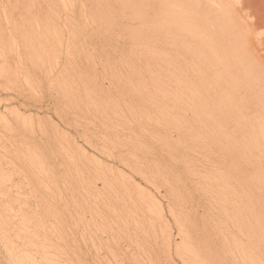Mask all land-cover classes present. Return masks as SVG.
Segmentation results:
<instances>
[{"label": "rangeland", "instance_id": "rangeland-1", "mask_svg": "<svg viewBox=\"0 0 264 264\" xmlns=\"http://www.w3.org/2000/svg\"><path fill=\"white\" fill-rule=\"evenodd\" d=\"M208 47H223V98L203 99L201 115L179 114L175 66L190 63L183 57L193 51L192 63L212 77ZM263 97L264 0H0V121L10 122H0V178L8 185L4 192L0 180V232L7 237L0 233V264L22 257L19 264H29L33 251L37 264H264V225L244 207L248 195L254 208L264 196ZM199 126L221 129L224 147H201ZM68 144L86 150L84 159ZM147 196L160 201L165 221L146 207ZM22 215L49 238L17 239Z\"/></svg>", "mask_w": 264, "mask_h": 264}, {"label": "bare ground", "instance_id": "bare-ground-1", "mask_svg": "<svg viewBox=\"0 0 264 264\" xmlns=\"http://www.w3.org/2000/svg\"><path fill=\"white\" fill-rule=\"evenodd\" d=\"M19 1H20V0H19ZM30 1H31V0H30ZM33 1H34V0H33ZM47 1H48V0H47ZM68 1L70 2V0H68ZM224 1H225V0H224ZM227 1H228V0H227ZM229 1H230V0H229ZM135 3H136V2H135ZM135 3H134V4H135ZM140 4H141V2H140ZM135 7H136V8H135ZM135 7H134V8H135V10H136V9H137V6H135ZM40 8H41V7H40ZM40 8H39V9H40ZM142 8H143V7H142ZM131 9H133V8H131ZM135 13H136V12H135ZM138 13H139V12H138ZM138 13H137V14H138ZM135 16H136V15H135ZM138 16L141 17L142 14H141V16H140V15H138ZM138 16H137V17H138ZM144 16H145V15L143 14V17H142L143 19H144ZM139 17H138V18H139ZM229 27H230V26H229ZM229 40H230V39H229ZM217 42H218V41H217ZM227 42H228V40H227ZM210 43H212V42H210ZM214 43H216V42H214ZM219 43H221V42H218L217 44H219ZM230 43H231V42H230ZM217 44H215V45H217ZM56 45H57V43H56ZM212 45H214V44H212ZM55 47H57V46H55ZM208 48H209V47H208ZM211 48H212V47H211ZM211 48H209V52H210V50H211V52H212V53H210L211 55L207 56V54H208V52H207L205 56L212 58V60H211L212 63H213V60H214V64H213V65L210 64V65L213 66V69L210 68V69H211V72H212V77L208 74L207 70H206L205 73H204V69H203L202 67H200V66L198 67L197 65H195V63H192V62L194 61V58H195L194 55H193V53H192L193 51H190V53H189V54H190V58H187V57H186V54H184L185 56L183 57V60H187V59H189V60H190V63H188V62H187L186 64H185V62H184V63H181V64L178 63V65L175 66L176 69H177V71H176V72H177V73H176V75H177V84L179 85V86L177 87V84L175 83V84H176L175 89L177 88V90H176L177 92H176L175 95H176V97H177V101H178L179 104H180V107L177 106V107L179 108V109H178L179 114L185 115V114L191 112V114H193V115L195 116L196 114H200V113H202V109H204V106H203L204 104H203V102H205V101H203V99H204V100H205V99H213V98H212V97H213V94H214V97L217 96V99H218V97H220L218 93H221V94H222V98H223V88H222V86H223V82H224V74H223L222 70H220V68H224V66H225V65L223 66V62H222L225 56H224V54H223V52H222L221 50H218L220 47H219V48L217 47L218 49H216V47H213L212 49H211ZM221 48H223V47H221ZM221 48H220V49H221ZM54 49H55V48L53 47V50H54ZM187 49H188V48H187ZM55 50H56V49H55ZM185 50H186V49H185ZM188 50H189V49H188ZM192 50H194V52H195V49H192ZM199 50H201V49H198L197 51H199ZM202 50H204V49H202ZM207 50H208V49H207ZM243 51H244V50H243ZM159 52H160V51H159ZM161 52H163V51H161ZM184 52H185V51H184ZM203 52H204V51H203ZM244 52H245V51H244ZM201 53H202V51H201ZM177 54H178V53H177ZM196 54H200V53H196ZM228 54H229V52H228ZM237 54H238V53H237ZM242 54H243V53H242ZM178 55L181 56V54H178ZM178 55H177V56H178ZM202 55H203V53H202ZM243 55H244V54H243ZM165 56H166V55H165ZM165 56H164L163 58H165V60H166L167 58H166ZM205 56H204V58H206ZM211 56H212V57H211ZM227 57H228V56H227ZM232 57H233V56H232ZM171 58H172V60H173V57H171ZM171 58H170V60H171ZM201 58H203V57H201ZM201 58H200V59H201ZM210 58H209V59L207 58L208 61L210 60ZM181 59H182V58H181ZM167 60L170 61L169 58H168ZM175 60H176V59H175ZM243 60H244V59H243ZM208 61H207V62H208ZM211 61H209V63H210ZM244 63H245V62H244ZM232 64H233V63H232ZM234 64H235V63H234ZM245 64H246V63H245ZM230 65H231V62H230ZM236 65H237V64H236ZM243 65H244V64H243ZM212 66H211V67H212ZM232 66H233V65H232ZM244 66H245V65H244ZM250 66H251V64H250ZM205 67H206V66H205ZM226 67H227V66H226ZM226 67H225V68H226ZM234 67H235V66H234ZM234 67H233V68H234ZM245 68H246V67H245ZM2 71H3V70H2ZM224 71H225V70H224ZM254 72H255V71H254ZM6 73H7V72H6ZM232 73H233V71H232ZM205 74H207V75H205ZM244 74H245V73H244ZM248 75H249V74H248ZM225 76H226V75H225ZM227 76H228V75H227ZM196 77H197L198 80H199V84L197 83L198 80L195 79ZM243 77H244V76H243ZM7 78H8V77H7ZM174 78H176L175 75H174ZM231 78H232V77H231ZM249 78H250V77H249ZM240 79H242V77H241ZM255 79H256V77H255ZM260 79H261V81H262V78H260ZM260 79H259V80H260ZM174 80H176V79H174ZM196 80H197V81H196ZM225 80H226V78H225ZM231 80H232V79H231ZM233 80H236V79H233ZM242 80H243V79H242ZM246 80H247V78H246ZM249 80H250V79H249ZM226 81H227V80H226ZM226 81H225V82H226ZM228 81H229V80H228ZM252 81H253V80H252ZM256 81H258V80H256ZM261 81H260V83H261ZM232 82H233V81H232ZM234 82H235V81H234ZM234 82H233V83H234ZM254 82H255V80H254ZM159 83H160V82H159ZM228 83H229V82H228ZM237 83H238V82H237ZM240 83H241V82H240ZM258 83H259V82H257V84L255 83V87H258L259 85H262V87H261V86H260V87L263 88V84H262V83H261V84H258ZM235 84H236V83H235ZM237 85H238V84H237ZM256 85H258V86H256ZM225 87H226V86H225ZM153 88H154V87H153ZM258 88H259V87H258ZM225 89H226V88H225ZM256 89H257V88H256ZM259 89H260V88H259ZM226 91H227V90H226ZM164 93H165V92H164ZM221 94H220V95H221ZM260 94H261V93H260ZM258 95H259V93H258ZM261 96H263V94H261ZM152 98H153V97H152ZM197 98H198V102H197ZM225 98H226V97H225ZM263 98H264V97H263ZM217 99L215 98L216 101H218ZM220 99H221V98H220ZM260 99H261V98H260ZM213 101H214V100H213ZM216 101H215V102H216ZM230 101H231V100H230ZM178 102H177V103H178ZM211 102H212V101H211ZM218 102H220V101H218ZM218 102H217V103H218ZM227 102H228V101H227ZM217 103H216V105H217ZM158 104H159V103H158ZM214 104H215V103H214ZM218 104H219V103H218ZM220 104H221V102H220ZM177 105H178V104H177ZM216 105H215V106H216ZM205 106H206V107L211 106L210 101H207V103H206ZM221 107H223V103H222ZM221 107H220V108H221ZM251 107H253V106L251 105L249 108H251ZM208 108H209V107H208ZM220 108H219V109H220ZM5 109H6V108H5ZM5 109H4V110H5ZM219 109L217 108V110H219ZM242 109H243V106H242ZM174 110H175V109H174ZM198 110L200 111L199 113H197ZM204 111H205V110H203V112H204ZM4 112H5V111H4ZM4 112H3V114H4ZM207 112H208V110H207ZM207 112H206V114H205V113H203V114L207 115ZM6 113H7V112H6ZM14 113H15V112H14ZM209 113H210V112H209ZM221 113H222V112H221ZM226 113H227V112H226ZM200 115H201V114H200ZM200 115H199V118H200ZM205 115H204V116H205ZM27 116H28V115H27ZM30 116H31V115H30ZM30 116H29V118H30ZM196 116H198V115H196ZM10 117H11V116H10ZM25 117H26V115H25ZM209 117L211 118L210 115H209ZM22 118H24V113H23V117H22ZM29 118H28V120H29ZM2 119H3V118H1L0 120H2ZM4 119H5V118H4ZM13 119H14V118H13ZM202 119H203V118H202ZM202 119H201V120H202ZM22 120H23V119H22ZM22 120H21V122H22ZM223 120H224V119H223ZM8 121H9V120H8ZM8 121H7V119H6V121L4 120V123L1 122V121H0V122L3 123V125H4L5 122H6L5 125H7V124L10 123V122H8ZM14 121H15V120H14ZM24 121H25V120H24ZM24 121L22 122V124H24ZM31 121H33V120L31 119ZM38 121H39V120H38ZM7 122H8V123H7ZM21 122H20V123H21ZM40 122H41V121H40ZM196 122H197V121H196ZM204 122H206V119L204 120ZM204 122L202 121V123H204ZM212 122H214V121H212ZM28 123H29V122H28ZM32 124H33V123H32ZM42 124H43V123H42ZM206 124H207V123H206ZM213 124H214V123H213ZM54 125H55V124H54ZM195 125H196V124H195ZM197 125H201V121H200V120L197 122ZM197 125L194 127L195 129L198 127ZM202 125H203V124H202ZM208 125H209V124H208ZM10 126H11V124H10ZM10 126H9V127H10ZM22 126H23V125H22ZM27 126H28V125H27ZM190 126H191V125H190ZM214 126H216V125H214ZM220 126H222V125H220ZM220 126H218V127H220ZM7 127H8V126H7ZM29 127L31 128V126H29ZM52 127H53V126H52ZM55 127H56V125H55ZM200 127H201V128H200ZM204 127H205V126H204ZM204 127H203V128H204ZM238 127H239V126H238ZM10 128H11V127H10ZM24 128H26V127H24ZM56 128H57V127H56ZM192 128H193V125H192ZM194 128H193V130L196 132V130H195ZM203 128H202V126H199V129L197 130V131H198V133H197V137H198L197 142H198L199 144L201 143V147L204 146L205 148H208V149H209V148H213V147L215 148V146L223 145V144H222V143H223V139H222V136H223L222 133H223V132H221V129L218 130V132H217V131L214 130L215 128L212 129V130H210L209 128H205V129H203ZM212 128H213V127H212ZM58 129H59V127H58ZM58 129H57V130H58ZM206 129H209L210 131H209V130H206ZM216 129H217V128H216ZM223 129H224V128H223ZM237 129H238V128H237ZM53 130H54V129H53ZM193 130L190 129V131H193ZM239 130H240V128H239ZM56 132H57V131H56ZM59 132H60V131H59ZM216 132H217V133H216ZM224 132H225V131H224ZM239 132H240V131H238V133H239ZM191 133H192V132H191ZM240 133H242V132H240ZM56 134H58V132H57ZM66 134H67V133H66ZM221 134H222V136H221ZM233 134H234V132H233ZM235 134H236V133H235ZM61 135H62V134H61ZM192 135H194V134H192ZM192 135H191V137H192ZM227 135L229 136V134H227ZM227 135H226V136H227ZM238 135L241 136L242 134H238ZM62 136H63V135H62ZM226 136H225V137H226ZM63 137H64V136H63ZM65 137H66V136H65ZM65 137H64V138H65ZM67 137H68V136H67ZM67 137L65 138L64 141H66ZM194 137H196V135H194ZM194 137H193V138H194ZM252 137H253V136H252ZM193 138H192V140H193ZM227 138H228V137H227ZM231 138H232V136H231ZM237 138H238V137H237ZM250 138H251V137H250ZM250 138H249V139H250ZM61 139H62V138H61ZM70 139H71V138H70ZM73 139H74V138H73ZM232 139H233V138H232ZM232 139H231V140H232ZM235 139H236V138H235ZM247 139H248V136H247ZM247 139H245V140H247ZM256 139H257V138H256ZM62 140H63V139H62ZM68 140H69V139H67V142H68ZM192 140H191V142H192ZM237 140H238V139H237ZM242 140H243V139H242ZM64 141H62V142H64ZM71 141H72V139H71ZM73 141H74V140H73ZM75 141H76V140H75ZM226 141H227V140L225 139V142H226ZM233 141H234V140H233ZM233 141H232V142H233ZM228 142H229V141H228ZM230 142H231V141H230ZM238 142H239V141H238ZM68 143H71V142H68ZM73 143H74V142H73ZM194 143H195V141H194ZM62 144H63V143H62ZM225 144H226V143H225ZM228 144H229V143H228ZM253 144H254V143H253ZM256 144H257V143H256ZM64 145H65V144H64ZM64 145H63V148H64ZM190 145H192V144H190ZM229 145H230V144H229ZM232 145H233V144H232ZM235 145H236V144H235ZM249 145H251V144H249ZM68 146H69V149H70V146H71V147H72V146H73V147L76 146L75 148H76V149L78 148L77 150H79V152H81L80 154H82L83 152L85 153V151H86V150L83 151V148L81 149L79 145H78L79 147H77V144H76L75 146H74V145H69V144H68ZM225 146H226V145H225ZM245 146H246V145H245ZM255 146H256V145H255ZM73 147H72V149H73ZM190 147H191V146H190ZM197 147H198V145H197ZM201 147H200V148H201ZM221 147H222V146H220V149H221ZM223 147H224V145H223ZM232 147H233V146H232ZM235 147H236V146H235ZM241 147H242V146H241ZM241 147H240V148H241ZM257 147H258V145H257ZM27 148H28V147H27ZM205 148H203L204 150H202V151H207V150H208V149L206 150ZM218 148H219V147H218ZM230 148H231V147H230ZM230 148H229V149H230ZM243 148L246 149V147H243ZM252 148H253V147H251V149H252ZM255 148H256V147H255ZM65 149H67V148L65 147ZM72 149H70V150H72ZM225 149H226V147H225L223 150H225ZM227 149H228V148H227ZM231 149H232V148H231ZM231 149H230V150H231ZM235 149H236V148H235ZM238 149H239V148H238ZM259 149L261 150V147H259L258 150H259ZM74 150H75V149H73L72 151L75 152L76 150H75V151H74ZM190 150H191V149H190ZM197 150H199V148H198ZM232 150L234 151V149H232ZM28 151H29V149H28ZM37 151H38V150H37ZM65 151H67V150H65ZM72 151H70V152L72 153ZM191 151H193V149H192ZM194 151H195V150H194ZM200 151H201V149H200ZM220 151H221V150H220ZM240 151H241V150H240ZM240 151H239V152H240ZM253 151H254V149H253ZM38 152H39V151H38ZM38 152H35V153H38ZM68 152H69V151H68ZM77 152H78V151H76V153H77ZM79 152H78V153H79ZM209 152H210V151H209ZM209 152H207V154H208ZM213 152H216V150H215V151L213 150ZM217 152H218V155H219V151H217ZM221 152H222V151H221ZM245 152H246V151H245ZM247 152H248V151H247ZM250 152H251V151H249V153H250ZM33 153H34V152H33ZM39 153H40V152H39ZM78 153H77V154H78ZM195 153H196V152H195ZM226 153H227V152H226ZM229 153H230V152H229ZM80 154H79V156H80ZM87 154H88V153H87ZM89 154L92 155L91 153H89ZM201 154H202V157H203L204 152L201 153ZM201 154L198 155V156H201ZM210 154H211V153H210ZM210 154H208V155H210ZM216 154H217V153H216ZM220 154H222V153H220ZM239 154H240V153H239ZM245 154H246V153H245ZM257 154H258V152H257ZM263 154H264V153H263ZM29 155H30V154H29ZM38 155H39V154H38ZM74 155H76V154L74 153ZM74 155H73V157H74ZM82 155H83V159H84V154H82ZM192 155H194L193 152H192ZM205 155H206V154H205ZM211 155H212V154H211ZM213 155H214V153H213ZM224 155H225V154H224ZM237 155H238V154H237ZM255 155H256V154H255ZM77 156H78V155H77ZM77 156H76V157H77ZM85 156H86V155H85ZM87 156H88V155H87ZM87 156H86V157H87ZM93 156H94V155H93ZM198 156H197V157L195 156L196 159L198 158ZM219 156H220V155H219ZM241 156H242V155H241ZM37 157L39 158V156H37ZM70 157H71V156H70ZM73 157H72V158H73ZM76 157H75V158H76ZM91 157H92V156H91ZM189 157H190V156H189ZM189 157H188V158H189ZM204 157H205V156H204ZM216 157H217V156H216ZM223 157H224V156H223ZM233 157H234V156H233ZM236 157H237V156H236ZM236 157H235V158H236ZM256 157H257V156H256ZM40 158H41V157H40ZM72 158H71V160H72ZM75 158H74V162H77L76 160H77V159L80 160V159L82 158V156H81V157H77L76 160H75ZM89 158H90L89 156H88V159L85 158V159H87V160H86L87 163H89V162L91 163V162L94 161V159H92L93 161H92V160L89 161ZM191 158H192V157H191ZM206 158H207V157H206ZM221 158H222V157L220 156V159H221ZM237 158H238V157H237ZM237 158H236V160H237ZM83 159H82V160H83ZM201 159H202V158H201ZM227 159H228V157H227ZM233 159H234V158H233ZM240 159H241V161H242V158H241V157H240ZM34 160H36V159H34ZM37 160H38V159H37ZM37 160H36V162H37ZM189 160H190V159H189ZM209 160H210V159H209ZM38 161H39L38 164H40V163H41V162H40L41 160L39 159ZM80 161H81V160H80ZM88 161H89V162H88ZM100 161H101V160H100ZM191 161H192V160H191ZM197 161H198V160H197ZM202 161H203V159H202ZM206 161H207V160H206ZM210 161H211V160H210ZM36 162H34V163H36ZM72 162H73V160H72ZM81 162H83V161H81ZM95 162H96V161H95ZM198 162H199V161H198ZM203 162H204V161H203ZM235 162H236V161H235ZM93 163H94V162H93ZM97 163H100V162L97 161ZM204 163H206V162H204ZM204 163H203V164H204ZM207 163H208V162H207ZM207 163H206V164H207ZM210 163H211V162H210ZM257 163H258V162H256L255 165H256ZM38 164H37V165H38ZM78 164H79V161H78ZM188 164H190V163H188ZM191 164H192V163H191ZM198 164H199V163H198ZM200 164H202V162H201ZM208 164H209V163H208ZM236 164H238V162H237ZM259 164H260V163H259ZM261 164H262V162H261ZM34 165H36V164H34ZM37 165H36V166H37ZM41 165H42V163H41ZM75 165H76V164H75ZM95 165H98V164H95ZM95 165H94L93 168H95V167H99V166H95ZM101 165H103V164H100V168L102 167ZM239 165H240V163H239ZM36 166H35V167H36ZM92 166H93V165H92ZM193 166H194V165H193ZM196 166H198L197 163H196ZM196 166H195V168H196ZM207 166H208V165H207ZM207 166H206V167H207ZM210 166H211V165H210ZM38 167H39L40 169H41V167H43V170H44V166H43V165H42L41 167H40V166H38ZM104 167H105V165H104ZM235 167H236V166H235ZM257 167L259 168V165H258ZM106 168H108V167L106 166ZM191 168H193V167H191ZM195 168L193 169L194 172H193V171H192V172H193L195 175H197L198 172H199V171H198V170H199V167H198V170H196ZM209 168H210V167L208 166L207 169H209ZM97 169H99V168H96L95 171H97ZM101 169H103V168H101ZM205 169H206V168H203V171H205ZM226 169H227V168H226ZM261 169H262V168H261ZM104 170H105V168H104ZM110 170H111V169H110ZM190 170H192V169H190ZM233 170H235V169H233ZM259 170H260V168H259ZM101 171H102V170H101ZM101 171H97L96 173H99V172H101ZM107 171H108V170H107ZM115 171H116V170H115ZM137 171H138V170H137ZM197 171H198V172H197ZM201 171H202V167H201ZM201 171H200V174H201ZM208 171H209V170H208ZM213 171H214V170H212V172H213ZM216 171H217V170H216ZM218 171H219V170H218ZM257 171H258V169H257ZM42 172H43V171H42ZM108 172H109V171H108ZM108 172H106V173H108ZM120 172H121V171H120ZM214 172H215V171H214ZM102 173H104V172L102 171ZM102 173H100V174H102ZM203 173H204V172H203ZM203 173H202V174H203ZM207 173H208V172H207ZM225 173H226V171H225ZM228 173H229V172H228ZM256 173H258V172H256ZM104 174H105V173H104ZM104 174H102V176H103ZM115 174H117V176L119 175V174L116 173V172H115ZM123 174H124V173H123ZM202 174H201V175H202ZM205 174H206V173H204V175H205ZM209 174H210V171H209ZM211 174H212V173H211ZM215 174H216V173H215ZM239 174H240V173H239ZM113 175H114V174H113ZM124 175H125V174H124ZM124 175H123V176H124ZM192 175H193V174H192ZM226 175H227V173H226ZM234 175H235V174H234ZM100 176H101V175H100ZM110 176H111V175H110ZM110 176H109V177H110ZM117 176H115V177H116L115 180H117V185L119 186V182H118V178H117ZM121 176H122V174L120 175V177H121ZM123 176H122V177H123ZM125 176H126V177H125ZM125 176H124V178H126V179H125V180H124L123 178H122V179H123L125 182H128V181H127V180H128V179H127L128 176H127V175H125ZM193 176H194V175H193ZM198 176H199V174H198ZM207 176H208V174H207ZM210 176H212V175H210ZM215 176H216V175H215ZM215 176H214V177H215ZM223 176H224V175H223ZM229 176H230V175H229ZM237 176H238V175H237ZM2 177H3V176H2ZM109 177H108V179H109ZM112 177H113V176H112ZM118 177H119V176H118ZM194 177H195V176H194ZM199 177H201V176H199ZM199 177H196V178H199ZM258 177H259V176H258ZM203 178H204V177H203ZM212 178H213V177H212ZM231 178H232V177H231ZM254 178H255V177H254ZM110 179H111V178H110ZM119 179H121V178H119ZM129 179H130L129 182L131 183V182H132V181H131L132 178H130V176H129ZM201 179H202V178H201ZM218 179L221 181V184H220V185H222V186H227L226 181H225L224 179H222V178H218ZM226 179H227V178H226ZM0 180H2V178H0ZM4 180H7V179H3V180H2L1 183H3V187L7 184V183H6L7 181H4ZM113 180H114V177H113ZM113 180H112V181H113ZM123 180H122V181H123ZM207 180H208V179H207ZM211 180H212V179H211ZM214 180H215V179H214ZM229 180H230V179H229ZM229 180H228V181H229ZM85 181H86V180H85ZM110 181H111V180H110ZM112 181H111V182H112ZM124 181H123V183L125 184ZM133 181H134V180H133ZM203 181H204V180H203ZM209 181H210V179H209ZM212 181H213V180H212ZM217 181H218V180H217ZM223 181H224V182H223ZM260 181H261V180H260ZM113 182H115V181H113ZM120 182H121V180H120ZM214 182H215V181H214ZM218 182H219V181H218ZM4 183H5V184H4ZM92 183H93V182H92ZM115 183H116V182H115ZM137 183H138V182H135V184H137ZM205 183H206V182H205ZM211 183H212V182H211ZM211 183H209V184H211ZM219 183H220V182H219ZM131 184H132V183H131ZM140 184H141V183H140ZM140 184H139V186H138V184H137L138 188H139V187H142V186H140ZM206 184H207V183H206ZM215 184H216V183H215ZM215 184H213V185H215ZM233 184H234V183H233ZM235 184H236V183H235ZM0 185H2V184H0ZM89 185H90V184H89ZM89 185L87 186V188L89 187ZM121 185H122V184H121ZM121 185H120V186H121ZM125 185L127 186V184H125ZM128 185H130V184H128ZM6 186H8V185H6ZM11 186H12V185H11ZM92 186H93V185H92ZM120 186H119V187H120ZM123 186H124V185H123ZM126 186H124V187L126 188ZM132 186L135 187L134 184H133ZM210 186H211V185H210ZM218 186H219V185H218ZM222 186H221V187H222ZM228 186H230V185H228ZM1 187H2V186H1ZM90 187H91V185H90ZM128 187L131 188L130 186H128ZM211 187L213 188V186H211ZM221 187H218V189H221L220 193L222 192V188H221ZM9 188H10V186H9ZM135 188H136V187H135ZM138 188H136V189L138 190ZM148 188H149V187H148ZM4 189H5V187L3 188V191H4ZM131 189H132V188H131ZM131 189H130V191L133 190V189H132V190H131ZM136 189H135V190H136ZM139 189H140V188H139ZM141 189H142V188H141ZM141 189H140V190H141ZM209 189H211V188L209 187ZM215 189H216V191H217V192H216V194H217L219 190H217V187H215ZM215 189H214V190H215ZM223 189H224V188H223ZM229 189H230V187H229ZM10 190H11V189H10ZM137 190H136V191H137ZM230 190H231V189H230ZM7 191H9V189H8ZM126 191H127V190H126ZM126 191H125V192H126ZM136 191H135V192H136ZM142 191L145 192V191H146L145 188H143ZM147 191H148V190H147ZM147 191H146V192H147ZM209 191H210V190H209ZM212 191H213V189H212ZM232 191H233V190H232ZM1 192H2V191H1ZM4 192H5V191H4ZM9 192H10V191H9ZM11 192H12V191H11ZM127 192H128V191H127ZM140 192H141V191H140ZM144 192L141 193L142 196H143ZM224 192H227V190L224 191ZM224 192H223V193H224ZM229 192H230V191H229ZM130 193L132 194V192H130ZM147 193L150 194V191H148ZM220 193H219V195L221 196ZM233 193H234V192H233ZM2 194H4V193L2 192ZM5 194H6L5 196H7L6 198H8V194H7V193H5ZM10 194H11V193H10ZM10 194H9V198L11 199L12 197H10ZM12 194H13V193H12ZM16 194L18 195V193H15L14 195H16ZM136 194H137V193H136ZM139 194H140V193H139ZM139 194H138V196H139ZM145 194H146V193H145ZM145 194H144V195H145ZM210 194H211V191H210ZM213 194H215V192H213ZM225 194H226V193H225ZM234 194H235V193H234ZM234 194H233L232 196H234ZM252 194H253V193H252ZM19 195H20V194H19ZM19 195H18V196H19ZM146 195H148V194H146ZM146 195H145V196H146ZM150 195H151V194H150ZM223 195H224V194H223ZM223 195H222V196H223ZM230 195H231V193H230ZM235 195H236V194H235ZM240 195H241V194H240ZM253 195H254V194H253ZM0 196L4 198V195H1V194H0ZM18 196H17V197H18ZM24 196H25V195H24ZM151 196H152V195H151ZM211 196H212V195H211ZM222 196H221V197H222ZM232 196H230V198H231ZM237 196H238V195H236L235 199L237 198ZM255 196H256V195H255ZM17 197L15 196V198L17 199V202H19ZM20 197H21V198H20ZM20 197H19V198L21 199L20 201H22V197H23V196L20 195ZM214 197H216V196H214ZM218 197H219V196H218ZM225 197H226V196H225ZM227 197H228V196H227ZM239 197H240V196H238V198H239ZM247 197H249V198H248V201H247L248 204H246L244 207H245L246 209H248V210L254 212V215H255V222H257V223H258L259 225H261V226L264 225V196H262V198H261L260 200H257V204H256L255 208H254V203H255L256 201L254 202V201L252 200V198H251L249 195H248ZM260 197H261V196H260ZM3 198H2V201H3ZM6 198H5V199H6ZM9 198H8V199H9ZM140 198H141V197H140ZM148 198H149V199H148ZM158 198H159V197H158ZM223 198H224V196H223ZM230 198H229V199H230ZM5 199H4V200H5ZM141 199H142V198H141ZM147 199H148L149 201L147 202L148 205H147V203H146V207H147L148 209L152 210L151 212L154 211V212L156 213V215H157L159 218H161V220L163 219V220L165 221V218H163V215H164V214H163V208H162V205H161L160 201H159L157 198H155V197H150V196H149V197L147 196ZM159 199H160V198H159ZM232 199H234V198H231L230 201H231ZM239 199H240V198H239ZM241 199H242V200H241V201H242V204H244V202H245V198H241ZM0 200H1V198H0ZM6 200H7V199H6ZM13 200H14V198H13ZM143 200H144V198H143ZM223 200H224V199H223ZM227 200H228V198H227ZM10 201H11V200H10ZM14 201H15V200H14ZM233 201H234V200H233ZM236 201H237V200H236ZM241 201H240L239 203H241ZM15 202H16V201H15ZM22 202H23V201H22ZM22 202H20L19 205H20ZM144 202H146V201H144ZM23 203H25V202H23ZM23 203H22V204H23ZM226 203H227V202H226ZM231 203H232V202H231ZM235 203H236V202H235ZM237 203H238V202H237ZM237 203H236V204H237ZM239 203H238L237 205H239ZM3 204H4V203H3ZM22 204H21V205H22ZM229 204H230V203H229ZM1 205H2V204H1ZM21 205H20V206H21ZM227 205H228V204H227ZM227 205H226V206H227ZM233 205H234V203H233ZM233 205H232V206H233ZM2 206H3V205H2ZM2 206H0V207H1L0 210H2V211H0V212H1V215H2V212L5 213L4 210L2 209ZM15 206H16V205H15ZM234 206H235V205H234ZM241 206H242V205H241ZM4 207H6V206H4ZM4 207H3V208H4ZM22 207H23V206H22ZM22 207H21V208H22ZM238 207H240V206H238ZM7 208H8V209H6V208H5V209H6L7 211L9 210L8 212L10 213V212H11V211H10V210H11V209H10L11 207H10V208L7 207ZM13 208H14V207H13ZM13 208H12V209H13ZM23 208H24V207H23ZM27 208H28V206H27ZM228 208H229V207H228ZM228 208H227V209H228ZM240 208H241V207H240ZM245 208H244V209H245ZM15 209H16V208H15ZM29 209H30V208H29ZM242 209H243V208H242ZM15 211H16V210H15ZM18 211H21V213H22V212L24 213L25 210L22 211V209H20V210H18ZM18 211H17V213H19V215H21L20 212H18ZM29 211H30V210H29ZM31 211H33V209H32ZM37 211H38V210H37ZM227 211H229V209H228ZM8 212H7V213H8ZM169 212H170V210H169ZM7 213H6V214H7ZM9 213H8V216H9ZM12 213H15V212L12 211ZM27 213H29V212H27ZM38 213H39V212H38ZM41 213H42V212H41ZM41 213H40V214H41ZM170 213H172V212H170ZM227 213H228V212H227ZM31 214H32V213H30V216H31ZM35 214H36V213H35ZM35 214L33 213L32 215H35ZM10 215H11V213H10ZM12 215H13V218H14V219L16 218V220H17V217H16V216H17L18 214H17V215L15 214L16 216H15L14 214H12ZM12 215H11V216H12ZM41 215H42V214H41ZM154 215H155V214H154ZM171 215H172V214H171ZM233 215H234V214H233ZM4 216H5V215H3V217H4ZM6 216H7V215H6ZM14 216H15V217H14ZM28 216H29V215H28ZM28 216H26V215H25V216H23V215L21 216V217H22V222H21V221H20V222L22 223V225H19V226H21V227H19L20 229H18L19 231L15 228V229L17 230V231H16V232H17V233H16V235H17V239H18V237H19V238H23V239H22V242H29V241H30V242L32 243V242L35 241V239L39 240V239L42 238V237H43V238H45V237L49 238V236H46V235H44V234L42 233V231H43V229H44L43 226H42V227H43L42 231L40 230L41 232L36 231L37 227H36V229L33 228V225H32V224L35 223V222L31 223L30 221H32V220H30V218H28ZM19 217H20V216H19ZM21 217H20V218H21ZM31 217H34V216H31ZM35 217H36V215H35ZM0 218H1V217H0ZM20 218H19V219H20ZM36 218H37V217H36ZM43 218H44V217H43ZM156 218H157V217H156ZM1 219H2V218H1ZM4 219H5V218H4ZM6 219H8V217H7ZM10 219H11V217L9 218V220H10ZM9 220H7V222H9ZM35 220H36V219H35ZM35 220H34V221H35ZM13 221H14V220H13ZM13 221H12V222H13ZM37 221H38V220H36V222H37ZM157 221H158V220H157ZM164 221H161V223L164 222ZM39 222H40V221H39ZM39 222H38V223H39ZM1 223H2L3 225L5 224L4 222H1ZM15 223H16V222H15ZM41 223H42V222H41ZM6 224L11 226V223H9V224L6 223ZM35 224H36V223H35ZM7 225H6V226H7ZM17 225H18V222H17ZM43 225H44V223H43ZM164 225H165V224H164ZM0 226H1L2 230H4L5 227L3 228L2 225H0ZM10 226H9V227L7 226V227H8V230H10L9 232H12V231L14 232L15 229L12 230L11 228H13V227L10 228ZM13 226H14V225H13ZM37 226H39V225L37 224ZM51 226H52V225H51ZM160 226H161V225H160ZM17 227H18V226H17ZM39 227H41V226H39ZM39 227H38V228H39ZM42 227H41V228H42ZM46 227H47V226H46ZM41 228H40V229H41ZM180 228H181V227H180ZM262 228H263V227H262ZM8 230H6V231H7V234L9 233ZM11 230H12V231H11ZM47 230H49V229H46L45 231L47 232ZM46 232H44V233H46ZM49 232L51 233L52 230H50ZM0 233H1V232H0ZM3 233H4V232H3ZM14 233H15V232H14ZM14 233H13V235H14ZM41 233H42V234H41ZM47 233H48V232H47ZM165 233H166V232H165ZM165 233H164V234H165ZM4 234H5V236H6V233H4ZM11 234H12V233H11ZM51 234H52V233H51ZM51 234H47V235H50V237H51ZM53 234H54V233H53ZM57 234H59V233H57ZM57 234H56V236H57ZM60 234H61V233H60ZM1 235H2V238H3L4 236H3L2 233H1ZM1 235H0V236H1ZM13 235H12V236H13ZM16 235H15V236H16ZM7 236H9L7 241L10 242V241H9V240H10L9 238H11L12 236H11L10 234L7 235ZM10 236H11V237H10ZM58 236H59V235H58ZM171 236H172V235L169 234V232L165 234V237L167 238L168 241H171V238H172ZM53 237H54V235H53ZM53 237H52V238H53ZM0 238H1V237H0ZM6 238H7V237H6ZM6 238H3V239H1V240H4V239H6ZM13 238H15V237H13ZM55 238H56V237H54V239H55ZM15 239H16V238H15ZM45 239H46V238H45ZM45 239H42V240L47 241V240H45ZM50 239H51V238H50ZM37 240H36V241H37ZM42 240H41V241H42ZM13 241H14V240L12 239L11 242H10V243H11V246H12V245H16V244H12V243H15V242H13ZM20 241H21V239H20ZM50 241H51V240H50ZM50 241H49V242H50ZM2 242H3V241H2ZM22 242H21V243H22ZM30 242H29V243H30ZM39 242H40V241H39ZM51 242H52V241H51ZM5 243L7 244V242L5 241V242L3 243V245H4ZM29 243H27V244H29ZM42 243H43V241H42ZM169 243H170V242H168V244H169ZM25 244H26V243H25ZM25 244H24V245H25ZM27 244H26V245H27ZM35 244H36V243H35ZM18 245H21V244H18ZM18 245H17V247H19ZM29 245H30V244H29ZM32 245H33V244H32ZM37 245H38V241H37ZM52 245H53V244H52ZM5 246L8 247V245H5ZM30 246H31V245H30ZM30 246H28V248H30ZM169 246H170V245H168V247H169ZM188 246H189V245H188ZM7 247H5V249H6ZM13 247H14V246H13ZM44 247H45V246H44ZM8 248H9V247H8ZM8 248H7V249H8ZM20 248H21V247H20ZM23 248H24V247H23ZM36 248H37V247H36ZM169 248H170V247H169ZM10 249H12V248H9L8 251H9ZM16 249H17V248H16ZM16 249H14V250H16ZM34 249H35V247H34ZM34 249H33V250H34ZM39 249L42 251V249L40 248V246H39ZM47 249H50V248H47ZM14 250H13V251H14ZM21 250H22V249H21ZM24 250H25V248H24ZM24 250H22V252H20V253H19L18 250H16V251H17L19 254H21V253L24 252ZM30 250H31V249H30ZM40 250H39V251H40ZM43 251H46V250H43ZM9 252H10V254H11V251H9ZM26 252H27V250L23 253L24 256H26V257H27L28 255L33 254V253H31V252H30V254H28L29 252H28V253H26ZM33 252H34V255H33V256L35 257V255H36L37 253H35V251H33ZM18 253H17V255H18ZM41 253H42V252H41ZM191 253H192V252H191ZM12 254H13V252H12ZM12 254H11L10 256H12ZM25 254H26V255H25ZM27 254H28V255H27ZM43 254H44V253H43ZM38 255H39V252H38ZM48 255H49V254H48ZM50 255H51V254H50ZM50 255H49V256H50ZM192 255H193V254H192ZM36 256H37V255H36ZM20 257H21V256H20ZM26 257H25V259H26ZM28 257H29V256H28ZM34 257H31V258L29 257V259H30L31 261H30L29 259H26V261L28 260V261L30 262V263L28 262L29 264H35V263H36V260H35ZM51 257H52V255H51ZM14 258H15V256H14ZM16 258H17V257H16ZM18 258H19V257H18ZM18 258H17V262H18L19 260L22 262L21 259H24V257L19 258V260H18ZM55 258H56V257H55ZM9 259H10V258H9ZM33 259H34L35 261H34ZM37 259H38V258H37ZM47 259H48V258H47ZM50 259H51V258H50ZM52 259H53V258H52ZM15 260H16V259H15ZM32 260H33L34 262H32ZM41 260H42V259H41ZM43 260H44V262H46V264H48V262L50 261V260H46V261H45V258H44ZM182 260H183V259H182ZM37 261H38V260H37ZM51 261H52V260H51ZM21 262H19V263H21ZM42 262H43V261H42ZM44 262H43V263H44ZM183 262H184V261H183ZM19 263H16V264H19ZM22 263H23V262H22ZM24 263H25V262H24ZM39 263H40V261L38 262V264H39ZM50 263H51V262H50ZM57 263H58V262H57ZM25 264H26V263H25ZM36 264H37V263H36ZM51 264H53V263H51ZM184 264H186V263H184Z\"/></svg>", "mask_w": 264, "mask_h": 264}]
</instances>
